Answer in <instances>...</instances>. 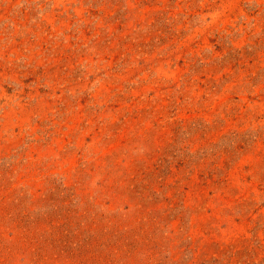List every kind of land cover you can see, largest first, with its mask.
<instances>
[{
    "label": "rangeland",
    "instance_id": "374dc122",
    "mask_svg": "<svg viewBox=\"0 0 264 264\" xmlns=\"http://www.w3.org/2000/svg\"><path fill=\"white\" fill-rule=\"evenodd\" d=\"M0 264H264V0H0Z\"/></svg>",
    "mask_w": 264,
    "mask_h": 264
}]
</instances>
